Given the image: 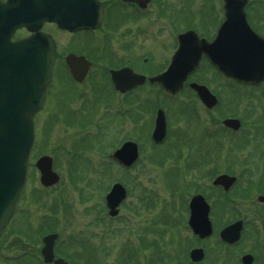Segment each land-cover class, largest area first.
I'll use <instances>...</instances> for the list:
<instances>
[{
	"label": "rangeland",
	"instance_id": "rangeland-1",
	"mask_svg": "<svg viewBox=\"0 0 264 264\" xmlns=\"http://www.w3.org/2000/svg\"><path fill=\"white\" fill-rule=\"evenodd\" d=\"M251 1L259 3V0ZM165 4L169 6L171 14L170 22L168 18L165 20L167 28L162 33L158 30L155 35L150 33L149 44H153L150 50L155 58L150 66H153L154 72L163 68L161 66L165 62L166 53L172 46L169 37L174 30L178 32L196 26L197 14H201L203 25H218L222 18L221 0H165ZM250 9L264 14V1ZM217 12L221 14L220 18ZM152 19L157 24L154 29L161 28V22H158L156 17ZM169 24L173 28L169 27ZM87 36L86 38H89V35ZM114 40L119 46L124 43L119 38ZM156 40L159 44L154 42ZM75 42L78 40H74ZM139 54L137 50L133 55V65L143 69L140 62L144 55ZM60 70L64 71L62 68ZM93 73H97V69ZM193 80L210 85L222 101L221 106L209 115L202 109H196L198 112L196 111L195 116L201 117L199 126L202 128L198 127L195 136L191 135L195 132L191 131L196 124L195 116L188 119L191 117L190 111L194 101L192 92L185 87V90L169 99L150 84L132 95L134 108L138 103L146 107L144 100L149 103L148 106L143 109L133 108L132 114L130 112L127 115L129 118L121 115L123 109L119 100L111 103L108 99H104V103L101 102L98 117L97 104L91 107V104L97 101L95 89L89 95L85 92L89 104L81 119L88 122V117H92L89 125L79 127L77 122L69 125L62 120L53 129L46 131L50 132L47 136L44 123L39 125L40 129L36 126L37 146L33 153L38 156V151L44 150L45 154L53 158V170L58 174L59 182L53 188H43L39 184L37 171L29 166L20 206L0 237V250L3 254L0 264H37L34 254L36 249L42 246L41 238L52 232L58 235L55 254L63 258L70 256L77 264H188L187 252L195 243L186 227V208L195 191L193 184H196L200 174L198 171L181 174L182 160L186 158L187 163L191 164L188 159L194 155L206 154L207 145L217 144L218 137L214 139L208 135L207 138L203 133L208 128L206 122L210 118L218 121L229 115L243 114L245 110V115L253 114L252 117L245 118L247 121H256L262 128L264 126V82L257 88L239 87L220 79L205 67H201ZM101 86L103 87V83ZM51 87L49 93L52 100L42 112L41 118L48 117L50 110L54 113L57 107L67 102L71 95L68 91L88 89L87 86L80 87L72 83L64 72L57 73ZM112 98L113 95L109 99ZM157 100L160 101V106L166 109L172 134H176L172 132L176 128L189 126L188 129L180 130L178 141L172 136L173 138L167 139L164 144L155 146L150 138L148 139L149 120L155 111L153 106ZM105 104H111V108ZM180 107L185 110L183 116L178 111ZM77 121L80 122L79 119ZM97 123L101 127L98 132ZM47 124L52 125L49 119ZM247 130L250 132L247 137H254V129L247 126ZM183 131L188 132L190 136L184 135ZM263 133L264 129H261L257 134L260 138L256 143L237 148L244 149L243 153L232 149V145L237 141L231 140L226 144V148L230 150L228 161L230 165L233 164L231 168L243 171V166H236L238 161L233 162V159L235 157V160H242V156L248 152L252 154L251 159H244L243 163L245 162L251 171H255V168L250 167L249 163L258 168L264 164V139L261 136ZM130 135H134L140 144V159L137 165L125 171L111 164L108 155L121 139ZM253 147L257 150L250 149ZM233 150L236 153L233 154ZM32 158L30 162L33 164ZM253 175L255 177L256 173ZM114 183L126 188L127 199L119 207V216L110 219L104 210V196ZM198 184H202L201 188L204 190L206 180ZM42 220L49 226V231L41 230ZM237 252L236 249L222 251L225 259L219 264H235ZM28 253L33 256L13 262ZM208 260L206 256L200 264H207Z\"/></svg>",
	"mask_w": 264,
	"mask_h": 264
},
{
	"label": "flooded vegetation",
	"instance_id": "flooded-vegetation-1",
	"mask_svg": "<svg viewBox=\"0 0 264 264\" xmlns=\"http://www.w3.org/2000/svg\"><path fill=\"white\" fill-rule=\"evenodd\" d=\"M96 1H97V12L99 13L100 11V18L97 19V28L95 30H80L74 33H69L67 31L59 30L57 26L52 23H46L41 28V31L43 33H46L53 38L56 49L54 53L52 81L47 89L45 103L42 109L37 114H35L33 118L34 133H35V142L33 147L34 151L36 150V146H37L36 126L38 129H40L39 125L41 123H44L45 125L44 126L46 128L45 132L53 129V127L61 123L62 120L64 123H68L69 125H72L75 122H77L78 125H80L79 127L83 125L86 126L91 123L92 117H88V120L90 118L88 122H86L85 120L82 121L81 119L82 113L85 111L87 104H89L88 99L85 98L87 95L85 93L86 91L88 92L89 95V93L94 92V90L97 89V101L95 100L96 103L93 102L91 104V107H94V105L96 106L97 104L98 117H100L99 110L102 105L101 102L103 103L105 102L104 99L111 100V103L114 100L115 101L119 100L121 104L120 107L121 109H123L121 112L122 116L125 117L126 115L127 117L128 113L130 112L132 114L133 112L132 110L134 108L132 95L134 94V92L140 90V88L145 87L148 83L147 80L150 77L158 75L166 69L173 53L177 49L178 35H180L183 32L192 30L196 33L198 38L210 42L214 39L217 29L219 27V25L217 26L216 24L213 23L210 24L208 23L207 25L201 24L203 18L201 14H197L196 16L198 18L197 19L194 18V19L195 21L198 22V24H195L196 26H193L194 28L190 27L178 32H176V30L172 32L173 34L169 37L172 46L170 47L171 49H169L168 53H166L167 55L165 56V62L161 66L163 68L161 71L154 72L152 71L153 66L152 65L150 66V64H153L152 62L155 60L152 54L153 51L150 50V48L153 46V44L152 45L149 44L150 33H153V35H155L157 30L159 33H162L167 28V26H165V20L167 18L169 22L171 20V18L169 17L171 16L170 9L169 6L165 4V0H148L147 3L146 2L142 3L143 0H96ZM176 1H181V0H176ZM261 2L263 1L261 0L259 1V3L256 2V4L255 3L253 4V6L260 4ZM216 9L218 11V8ZM200 11L201 9L199 10V12ZM173 13L175 12L173 11ZM217 15L218 18H220L221 14L218 13ZM153 17H156L157 21L161 22L162 29L158 27H157L158 29H154L155 26H157V24H155L154 20L152 19ZM168 26L173 28L172 26H170V24ZM257 26L259 27L260 30L263 31L264 19L259 20ZM260 30L258 33H260V35L264 37L263 33ZM119 31L121 32V34ZM28 35L29 34L27 33V31L19 30L14 33L12 40L13 41L20 40L27 37ZM87 35H89V38H86L88 37ZM118 38L124 42L122 46H119L115 43L114 39H118ZM74 40H78V42L74 43ZM136 41L139 42L135 44ZM154 42H156V44H159L158 40ZM162 46L163 48H165V44H163ZM137 50L140 52L139 55H144L141 58V62H140L141 67L144 70L139 69L133 65V55L135 54V52H137ZM69 54H73L76 57H84L85 60L89 62L88 72L85 75V77L82 80H80V82L79 81L77 82V80L75 81L71 77L68 68L65 64V59H66L65 57ZM201 67L207 68L208 71H210L212 74H214L217 77H220V75L216 73L214 69H212L208 61L204 57H202L199 62L198 69L188 76L187 82L184 83V88L189 83L192 82L205 86L216 97L217 105L212 109L206 108L198 99L196 93L190 90L193 94L194 101L192 102V106H191L192 112L190 111V113L192 114L191 117H189L188 119L194 118L197 111L196 109H202L203 112L209 115L215 108H219L222 104V101L220 100V96L216 93V91H213L210 85H208L205 82H199L193 80L194 76L199 72ZM60 68H62L64 71L60 70ZM95 69H97V73H93ZM123 69H128L139 76H143L145 78L143 85L137 86L133 89H129V90L127 89L124 93H120L119 91H116L114 89V85L111 81L110 75L112 71H120ZM58 72H64L66 78L69 79L72 83L80 87L87 86L88 89L85 91L83 90L68 91L71 92V95L69 97V100L67 102H64L66 103V106H64L63 103L59 108L57 107V109L53 111L54 113H51L50 110L48 117L41 118L40 116L42 112L44 111L45 108H47L48 103H51L52 97H50L51 95L49 93V89L52 85L54 78H56ZM220 79L224 80L221 77ZM102 83H103V87L101 86ZM156 90H158L160 93L164 95V93L161 90L159 89ZM112 95L113 98L109 99ZM101 96H102V100H101ZM168 97L174 98L173 96H168ZM143 102H145V105L147 104L146 105L147 107L149 103H147V101L145 100ZM105 106L111 108V104H105ZM146 107L143 106V104L141 103H138L137 106H135L136 109L138 108L143 109ZM153 107L155 108V111L154 113H152V116L149 120L150 130L148 133V139L151 136L150 134V131H152L151 128H153L154 126V119L156 116V112L158 109L162 108L164 111L165 123H166V135L163 140V144L167 141V139H171L173 137L175 141H178V138L181 134L180 130H185V128L188 129L189 126L176 128L172 131L173 133L176 134H172L170 130V123L168 121V115L166 109L160 106V101L158 100L157 102H154ZM178 111L181 112V116L185 114V110H183L181 107ZM227 111L229 112L230 110L228 109ZM252 116H253L252 113H248V115H245V110H243V114H238L235 116L229 115L223 119L220 118L218 121L214 120L213 118L208 119V121L206 122L208 128L203 133L207 138L208 135L214 139L218 137L219 140L217 141V144H215L214 146L207 145L205 147L206 154H202L200 156L194 155L193 157L188 159L190 160L191 164L187 163L186 158L182 160L183 169L182 171L180 170L181 174L185 175L190 173L191 171H198L200 174V178L197 179L198 181L194 179V181H196V184H193L195 191L191 195L190 199L194 196H200L203 199L208 210L207 219L209 220V223L211 225V233L207 238L200 239L197 236L194 237L192 235L195 244L194 247L190 248L187 252L188 254L186 260L189 261L188 264H200L201 262H203L206 256H208L209 258L207 264H219L223 259H225V256L222 253V251H226V250L231 251L235 249L238 251L237 254L235 255V264H260L259 250L264 239V233H263L264 201H259L258 197L264 196V164H262V166L258 168L254 164L249 163L250 167L255 168V171H251L250 168L246 166L245 162L243 163L244 159L245 160L248 158L251 159L252 154L248 152L242 156V160H235V157L233 159V162L238 161L236 166H243L244 170L239 172L231 168L233 164L230 165L228 161V158L230 156L229 155L230 150L226 148V144H229L231 140L237 141L236 144L234 143L232 145V149L234 150H236L238 147L241 148L242 145H249V144L251 145L259 140L260 137L257 134H259V131L261 129H264V126L262 128V125H259L256 121H251V120L247 121L245 119L246 117H252ZM129 117L130 116H128L127 118ZM48 119L52 123L51 126L47 124ZM78 119L80 120V122L77 121ZM227 119H237L238 121L237 128L231 129L229 127H226L224 121ZM200 120H201L200 116H195L196 124H194L191 130L195 132L191 133L192 136L197 135L198 127L202 128V126H199V124L202 122ZM186 123H188V121ZM247 126H249V128L254 129V133H255L254 137L252 138L247 137L250 136V132L247 130ZM76 128H78V126ZM96 128H97V132L101 131V127L99 126L98 123L96 125ZM49 133L46 132L45 136H47V134ZM183 134L186 135L189 133L183 131ZM261 136L264 139V133L261 134ZM246 140H250V141H246ZM125 142L135 143L138 146V152L140 153V144L138 143L137 139L134 138V135H130V137L121 139L118 145L112 151L117 149ZM250 149H253L254 151L257 150L256 147ZM234 150H233V154L236 153L234 152ZM237 150L242 151L244 149H237ZM42 153H46V152L43 151ZM52 162H53V158H52ZM110 163L118 166V164L115 162L113 163V161H111ZM133 166L130 168H133ZM120 168H122L125 171L130 169V168L124 169L121 166ZM254 173H256L255 177L253 175ZM221 176L228 178H224L225 180L224 183L222 184H214L215 179ZM203 180H206V184L203 186L204 190H202L201 188L202 184H198V182L202 183ZM187 210H188V205H187ZM188 217H189V210H188ZM115 218L116 217L110 219H115ZM43 223L44 225L45 224L47 225L45 220H42V224ZM235 223H240L239 238L234 241H228L222 239L220 237V233L224 229ZM211 247H213V249H210ZM217 247H220V249H217ZM195 249L202 250L203 259L198 263L192 262L190 260V251ZM216 250L218 251L216 252ZM1 251L2 250H0V259H2L3 257ZM35 253L36 254H34V256H36L37 258L36 259L37 264H46L43 260V257L41 256V248L36 249ZM31 255L33 256V254ZM31 255L29 253L24 254L23 256H19V258L15 260L13 259L14 260L13 262L19 259L31 258ZM57 257L58 256L55 255V258ZM71 259L69 258L70 261L68 260V264H72L76 262V261H72ZM177 263L178 262H176V264Z\"/></svg>",
	"mask_w": 264,
	"mask_h": 264
},
{
	"label": "water",
	"instance_id": "water-1",
	"mask_svg": "<svg viewBox=\"0 0 264 264\" xmlns=\"http://www.w3.org/2000/svg\"><path fill=\"white\" fill-rule=\"evenodd\" d=\"M148 0H143L142 3ZM247 0H223L224 21L215 39L208 43L199 40L193 32L178 36V48L167 70L149 79L167 93L174 95L182 89L201 56L225 77L245 84H258L264 80V39L249 27L244 8ZM100 11L95 0H6L0 2V233L11 216L23 190L27 161L33 144L32 117L43 104L45 90L51 78L52 39L39 31L43 23H55L60 29H95ZM25 28L33 33L28 38L11 42L17 29ZM72 77L82 80L88 70V62L81 57L69 55L66 58ZM116 90L124 92L144 82L142 76L128 69L111 72ZM203 102L212 108L216 99L209 91L195 83L190 84ZM226 126L236 128V120H226ZM165 137V120L161 110L157 112L152 140L155 144ZM138 156L137 145L124 143L114 151L111 159L130 167ZM40 171V182L48 187L58 177L51 171V160L42 157L36 163ZM217 178L214 183H224ZM124 188L115 184L105 197L110 216H116L119 204L125 199ZM188 225L200 238L210 235L207 206L200 196L192 198L189 204ZM264 230V224H263ZM238 224L225 229L221 237L233 241L238 237ZM233 233V234H232ZM56 234L43 238L41 255L45 263L66 264L61 259L53 261V246ZM192 261L202 259L201 250H193ZM259 263L264 264V241L259 252Z\"/></svg>",
	"mask_w": 264,
	"mask_h": 264
},
{
	"label": "trees",
	"instance_id": "trees-1",
	"mask_svg": "<svg viewBox=\"0 0 264 264\" xmlns=\"http://www.w3.org/2000/svg\"><path fill=\"white\" fill-rule=\"evenodd\" d=\"M264 1V0H263ZM256 4V3H255ZM251 8H254V6L253 7H251ZM256 9V8H255ZM264 13V12H263ZM248 19H249V21H250V23H251V25L253 26V28L254 29H257L256 31L257 32H259V27H257V25H258V22H259V20H263L264 19V14H262V13H257L256 11H253V10H251L250 9V11H249V13H248ZM256 23V24H255ZM261 32H263L264 33V29H263V31L262 30H260ZM44 225V223L41 225V227ZM45 227H48V225H46L45 224ZM41 230H43V228H41Z\"/></svg>",
	"mask_w": 264,
	"mask_h": 264
}]
</instances>
